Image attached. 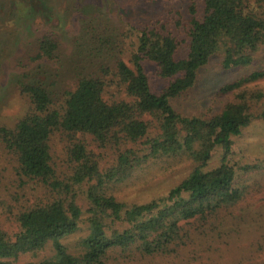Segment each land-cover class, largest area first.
<instances>
[{"label":"trees","instance_id":"trees-1","mask_svg":"<svg viewBox=\"0 0 264 264\" xmlns=\"http://www.w3.org/2000/svg\"><path fill=\"white\" fill-rule=\"evenodd\" d=\"M248 1L188 0L184 12L166 9L134 25L127 60L115 55L110 63L103 57L94 60L110 41L90 27L93 46L82 69L75 68L74 88L60 87V71L43 64L37 74L25 71L16 79L15 89L27 111L13 123L0 122V152L11 159L22 185L33 182L39 197L13 215V234L0 229V264H12L19 255L47 245L51 256L24 264H106L113 254L128 258L133 250L142 258L175 260L196 251V237L200 243L221 237L226 218L233 217L242 196L230 162L234 137L253 120L264 123V104L254 111L251 103L264 93L241 88L264 77V69L241 73L220 86L217 94L234 93V98L217 112L184 114L173 101L190 95L212 58L220 71L252 63L264 44V15ZM0 3L4 10L18 3L14 10L20 22L45 8L41 0ZM58 48L56 35L48 31L36 40L30 60L52 63ZM149 74L161 83L157 91ZM56 136L68 140L66 176L53 161ZM86 136L112 151L111 164L100 166ZM217 150L218 163L210 166ZM180 153H187L192 168L165 196L136 203L106 191L145 163ZM2 180L0 170V185ZM82 225L87 234L78 250L71 251L62 239Z\"/></svg>","mask_w":264,"mask_h":264},{"label":"rangeland","instance_id":"rangeland-1","mask_svg":"<svg viewBox=\"0 0 264 264\" xmlns=\"http://www.w3.org/2000/svg\"><path fill=\"white\" fill-rule=\"evenodd\" d=\"M24 1L26 4L27 0ZM41 2L44 3L45 8L37 10L34 16L21 22L16 21L17 11L14 10L20 7L18 3L5 10L1 9L4 6L0 3V122L3 123H13L27 111V104L15 89V81L23 72L37 74L36 68L43 64L60 71L57 78L60 87L70 89L75 87L77 72L75 68L82 69L86 62L84 56L93 46L90 27H95L96 32L108 38L111 47L102 54L96 55L94 60L103 57L102 61L106 60L110 63L115 55L127 60L131 40L134 38V25L145 22L169 8H179L184 12L188 0H41ZM248 4L264 15V3L249 0ZM48 31L53 32L59 42L55 61L47 64L42 61H31L36 40ZM118 50H124V53H118ZM146 68L151 71L153 65L148 63ZM239 69L220 71L217 59L212 58L209 64L202 68V76L190 95L174 100V107L184 114L217 112L225 102H230L234 98V93L217 94L220 86L235 80L241 73L243 76L252 70L264 69V44L255 53L252 63ZM39 75L43 77V74ZM149 77L154 91H157L161 83L152 74H149ZM241 89L260 90L264 93V77L244 84ZM251 103L252 109L259 111L260 106L264 104V97L258 102ZM62 138L63 140H59L58 136L55 137L52 152L55 168L66 176L69 170L64 144H67L68 140ZM80 138L82 139V136ZM86 141L102 168L111 164L113 153L109 148L97 147L88 136ZM219 152V150L214 152L210 166L218 163ZM230 162L236 168L235 180L237 185L242 187V196L239 205L232 210L233 217L226 218L228 222L222 230L221 237L213 235L201 240V243L196 237V241L192 244V247L197 244L196 251L193 254L182 253L175 260L142 258L133 250L128 258H122L117 255L118 253L113 254L106 264H264V123L262 121L253 120L242 129L240 135L234 137ZM12 165L11 159L0 152V170L3 175L0 185V229L9 235L16 230L13 215L35 203L39 197V192L32 188L33 182L24 185L20 183L12 171ZM191 168L192 162L187 153L161 156L145 163L130 177L109 186L106 191L126 202H146L165 196ZM16 194L20 195L12 198ZM78 197L84 211L86 207L84 199L82 195ZM86 234L87 229L82 225L79 230L62 241L71 251H77L81 237ZM207 247H210L209 250ZM51 253V246L47 245L44 250L36 253L19 255L17 261L12 264L36 262L51 256ZM199 254L202 256L191 258Z\"/></svg>","mask_w":264,"mask_h":264}]
</instances>
